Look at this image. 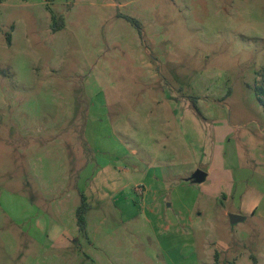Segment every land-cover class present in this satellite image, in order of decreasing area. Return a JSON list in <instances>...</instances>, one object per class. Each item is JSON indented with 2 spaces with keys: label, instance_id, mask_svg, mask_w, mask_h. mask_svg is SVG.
Segmentation results:
<instances>
[{
  "label": "rangeland",
  "instance_id": "rangeland-1",
  "mask_svg": "<svg viewBox=\"0 0 264 264\" xmlns=\"http://www.w3.org/2000/svg\"><path fill=\"white\" fill-rule=\"evenodd\" d=\"M262 89L264 0H1L0 264H264Z\"/></svg>",
  "mask_w": 264,
  "mask_h": 264
},
{
  "label": "trees",
  "instance_id": "trees-1",
  "mask_svg": "<svg viewBox=\"0 0 264 264\" xmlns=\"http://www.w3.org/2000/svg\"><path fill=\"white\" fill-rule=\"evenodd\" d=\"M0 3H1V0H0ZM127 21L129 22H132L133 24H136V25H140V23L133 19V18H130V17H124ZM52 19H53V32H58L60 30L63 29V19H60L58 20L57 17L55 15H52ZM8 41L9 43H11V35H8ZM258 95H260L261 97V100L264 104V89L262 90H259L258 91ZM197 108V107H196ZM86 204L83 203L82 206H80L77 210V223H78V227H79V231L82 233V234H86Z\"/></svg>",
  "mask_w": 264,
  "mask_h": 264
},
{
  "label": "water",
  "instance_id": "water-1",
  "mask_svg": "<svg viewBox=\"0 0 264 264\" xmlns=\"http://www.w3.org/2000/svg\"><path fill=\"white\" fill-rule=\"evenodd\" d=\"M206 177H207V174H206V173H204V172L198 170V171H196V172L194 173V175L192 176L191 180H194V181H196V182H198V183H202V182L205 181ZM245 219H246V218L243 217V216H239V215H230V221H231V223H232L233 225L238 224V223H240V222H243V221H245Z\"/></svg>",
  "mask_w": 264,
  "mask_h": 264
}]
</instances>
